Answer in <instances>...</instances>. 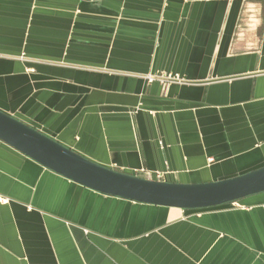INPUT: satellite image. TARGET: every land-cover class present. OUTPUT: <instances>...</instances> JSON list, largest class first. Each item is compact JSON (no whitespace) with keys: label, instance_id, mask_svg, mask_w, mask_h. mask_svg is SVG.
Wrapping results in <instances>:
<instances>
[{"label":"crops","instance_id":"crops-1","mask_svg":"<svg viewBox=\"0 0 264 264\" xmlns=\"http://www.w3.org/2000/svg\"><path fill=\"white\" fill-rule=\"evenodd\" d=\"M178 74L163 89L145 76ZM0 111L112 170L264 166V0H0ZM0 264H264V192L197 211L77 185L0 141Z\"/></svg>","mask_w":264,"mask_h":264},{"label":"water","instance_id":"water-1","mask_svg":"<svg viewBox=\"0 0 264 264\" xmlns=\"http://www.w3.org/2000/svg\"><path fill=\"white\" fill-rule=\"evenodd\" d=\"M0 141L77 185L138 204L197 211L264 192V166L207 183H170L142 178L97 164L2 111Z\"/></svg>","mask_w":264,"mask_h":264},{"label":"built area","instance_id":"built-area-1","mask_svg":"<svg viewBox=\"0 0 264 264\" xmlns=\"http://www.w3.org/2000/svg\"><path fill=\"white\" fill-rule=\"evenodd\" d=\"M144 78L146 79L147 83L158 82L164 90L167 89L172 84L187 83V81L183 77H181L178 74H172V73L148 75L145 76Z\"/></svg>","mask_w":264,"mask_h":264}]
</instances>
